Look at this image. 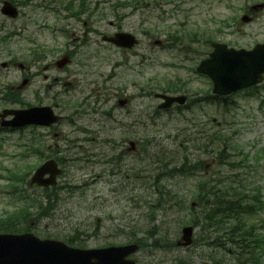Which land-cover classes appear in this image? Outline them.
<instances>
[{
    "label": "rangeland",
    "instance_id": "rangeland-1",
    "mask_svg": "<svg viewBox=\"0 0 264 264\" xmlns=\"http://www.w3.org/2000/svg\"><path fill=\"white\" fill-rule=\"evenodd\" d=\"M25 1V0H19ZM41 1V0H38ZM99 1L96 10L91 14L94 21L100 22L98 28L106 32V34H113L120 30L134 31L138 36L141 37V45L137 51L144 52V46L148 42L152 43L155 39H161L166 42V35L168 31L180 29L187 34L201 32L205 26L200 28L202 24L207 23L206 31L214 33L219 26V22L227 20L228 16L239 17L242 12L238 11L245 5L251 4L253 0H95ZM133 1L131 5H125L126 2ZM38 3V2H37ZM124 3V4H122ZM93 6H96L93 3ZM21 14L18 19L13 21H7L5 27H10V30H15L16 33L13 35L11 42L8 45H2L0 47V86L14 87V84L21 83L22 75L26 72L18 66L6 68L2 67L1 63L4 61L13 60L17 64L26 61L29 58V49L33 48L31 41L40 43L49 47H56L57 50L54 54L50 53L49 57L54 58L64 50L66 45L67 36H53L50 31L46 29H39V18L44 13V9L41 7L34 8L33 6L27 9L25 6H21ZM63 12V11H62ZM26 13L34 19H30L26 16ZM64 14V13H62ZM50 20H54V16L50 15ZM2 21V18H0ZM141 23H144L143 25ZM181 24H185L182 27ZM1 25V22H0ZM15 26V29L11 27ZM258 24L252 23L245 26L246 34H231L225 35L224 41L230 40L237 47L250 48L255 43L264 41V33L252 34L250 32L257 30ZM72 32V31H70ZM153 36V37H152ZM101 37V36H100ZM152 37V38H151ZM215 39H220L216 37ZM101 40V38L99 39ZM186 45V46H185ZM188 44H182L181 47L187 48ZM200 47L199 45H193ZM99 52V56L95 59L98 61L96 64H92L89 70L86 68L81 71L76 63H72L67 70L60 72L56 69L47 70L48 78L45 79V75L42 77V87L51 82L52 77H60L67 79V82L75 80L77 86L75 88L70 87L67 92L68 96H60L53 99L52 95L54 91H59L61 85L55 87L51 91L50 96L42 95L44 102L51 104L54 101L66 104L69 100L82 99L81 89H86V92L94 87L93 82L104 81L105 75L111 71V67L117 60H120L123 64L127 62L123 59L125 55H120V51L115 47H105ZM205 48V47H204ZM60 49V52L59 50ZM63 49V50H61ZM64 52V51H63ZM62 53V52H61ZM157 62L149 60L143 62L142 65L137 67L141 70V74L137 75L135 70L127 69L126 65L117 67L116 71L120 72L121 78L112 81L119 87H128L127 92H136L132 84L144 87L151 80L158 83H166L168 80H176L178 77L190 81L194 91L209 88V81L205 78L198 77L192 70L191 67L194 62L181 64V57L178 55L177 50H167L158 48L156 50ZM154 53V54H156ZM58 54V55H57ZM86 58V56H83ZM80 55L76 59H80ZM201 58V55L196 57L197 63ZM74 60V62L76 61ZM131 62L139 63V59L128 57ZM186 65V66H182ZM74 67L77 69V73L74 71ZM38 69L45 72L43 66L33 67V70ZM114 69V68H113ZM190 69V70H189ZM83 72V73H82ZM82 73V74H81ZM69 86V84H67ZM34 87V85H32ZM38 86L31 90V93L37 89ZM59 89V90H56ZM122 88L115 90L114 92L121 91ZM197 93V94H196ZM191 93L193 98L200 97L199 92ZM111 94V93H110ZM23 96H21L22 98ZM72 97V99H70ZM264 90L259 94L255 93L251 96H246L245 92L234 95V99L238 101L239 106L234 109L227 117V123L225 128L227 132L234 138L238 144V150L244 153H254L257 149L264 148ZM23 99V98H22ZM29 103H35L32 96H28ZM261 101H263L261 103ZM76 103V101H74ZM160 101L155 97H145L135 101L136 106L132 109L133 114L136 115L141 109H148L149 111L156 107ZM133 106V105H132ZM69 106L64 105V114L71 113ZM201 110V111H198ZM89 113V110H88ZM90 115H85L83 121H79L78 125L89 129V132L76 130L71 124L63 122L59 126V131L62 132V141L57 140V143L61 145V149H68V159H74L68 162V169L66 175L59 178V182L62 183L67 180L70 185H80L85 182L88 184L85 189L84 196L76 193L75 196L69 197L65 200L61 210L63 213L61 226H68L70 224H83L92 223L93 220H89L91 215H98L104 219L103 227L99 229V235L93 238H89L90 245H98L106 241L120 239L124 235H128L134 228L132 225L137 227H150L153 224H148L147 213L148 210L145 207L138 208L134 206V200L137 199L138 205H143V202L138 199H143L144 196L151 194V188H145L147 185L143 181L144 175H150L145 171L144 174L142 169L148 164L145 160L142 161L143 151L140 149L135 155L133 152L128 150L129 143L123 142V136L126 133L122 129H110L107 128L105 131L99 130L96 123L90 120ZM220 114L216 111L214 106L203 107L199 109L194 107L192 109L187 108L184 111V115L166 114L165 112L159 116L154 117L153 121L146 119L144 124L145 131L140 132L137 138L134 134L131 135L132 140H149L151 145L162 147L169 151L172 156L178 157L179 160H183L188 156L190 159L203 158L207 161H213L212 154L201 153L198 149L185 144L179 145L182 137L181 132H185L188 135H193L194 132H199L198 127L204 126L206 123H210L211 127L214 128V123L210 122L212 119L220 120ZM83 119V118H82ZM81 119V120H82ZM194 124H198L195 127ZM86 125V126H85ZM112 126V124H111ZM109 126V127H111ZM191 129V130H190ZM187 131V132H186ZM201 134V133H200ZM21 133H11L7 136L5 142L0 141V157L10 159L9 156L15 157L14 148L20 142ZM187 135V136H188ZM202 135V134H201ZM95 138V140H87L88 138ZM108 137L113 140L117 148L115 153L117 157L121 151L122 157L118 162H107V159L114 153L111 146L102 141V138ZM73 142L71 147L67 140ZM175 139L176 142H175ZM174 142V143H173ZM187 147V149L185 148ZM156 147V148H157ZM180 148V150L176 149ZM71 148V149H70ZM97 154V157L93 159H87L89 154ZM130 153V155H127ZM251 153V154H252ZM109 155V157H107ZM236 158H243L242 154H235ZM83 158V159H75ZM35 162H39L37 158ZM141 161L139 162V160ZM1 160V159H0ZM138 160V163L136 161ZM138 169V182L137 188L134 189L135 183L132 177L135 168ZM154 166H149V169ZM112 169H118L116 176L113 175ZM143 174V175H142ZM100 175H102L100 177ZM201 178L202 175H199ZM0 184H3L0 180ZM195 184L194 180L182 183L181 188L192 189ZM251 189L256 187L260 189L264 195V163L257 165V171L251 179L249 184ZM78 192L82 189L78 188ZM135 198V199H134ZM8 204L7 198H0V213L4 209V205ZM144 206V205H143ZM157 220L156 224L160 226L161 232L164 237H155L148 239V244L156 243H169L175 238L178 239L181 235V225L179 223L178 215L175 214L174 210H167L164 212H156ZM112 216L111 218L108 216ZM102 219V220H103ZM89 220V222H88ZM258 223H264V213L256 218ZM160 223V224H159ZM115 224V225H114ZM88 225H82L87 228ZM120 227L123 235L113 236L112 233L106 232L107 229L112 227ZM91 229V228H90ZM108 233V234H107ZM140 236L143 237L142 234ZM199 254V255H198ZM207 250L201 247L193 246L189 249L177 248L172 249H158L155 247H148L143 249L138 254L143 260L149 262L148 264H176L175 259L179 256L187 257L191 264H213L210 260L206 259Z\"/></svg>",
    "mask_w": 264,
    "mask_h": 264
},
{
    "label": "water",
    "instance_id": "water-1",
    "mask_svg": "<svg viewBox=\"0 0 264 264\" xmlns=\"http://www.w3.org/2000/svg\"><path fill=\"white\" fill-rule=\"evenodd\" d=\"M4 11L12 16H17L18 11L11 4L6 6ZM118 44L123 45V41H117ZM236 62L230 66H219L216 65L215 59L204 62L199 70L210 74V76L215 80V91L227 93L240 87H246L256 84L260 80L259 74L256 75L257 66L262 68L260 72L264 71V46H257L253 51H234ZM259 72V73H260ZM33 118L39 117L41 112L36 109L29 111ZM28 112L18 111L16 112V119L13 121L15 124L23 123L25 120V114ZM44 118V117H43ZM47 172L52 173L51 177L45 180L46 184L55 183V178L60 172L56 164L53 161L44 164L38 173L34 177V181L43 183L41 180L43 175ZM185 235L184 239L186 242H191L192 227H187L184 229ZM31 237L30 249L25 254V258L28 264H92L91 260L94 257L90 255L88 251H78L74 249H69L61 243L50 242V241H40L33 234L28 235ZM23 237H16L11 235H0V245H11V244H22ZM59 245L61 248H57ZM58 249H63L60 253L55 254ZM7 250L0 251V257L4 256ZM105 252V251H104ZM95 256L100 260L94 261L93 264H107L105 262L106 256L95 254Z\"/></svg>",
    "mask_w": 264,
    "mask_h": 264
},
{
    "label": "trees",
    "instance_id": "trees-1",
    "mask_svg": "<svg viewBox=\"0 0 264 264\" xmlns=\"http://www.w3.org/2000/svg\"><path fill=\"white\" fill-rule=\"evenodd\" d=\"M215 135H213L214 137ZM219 140L222 141L223 148L219 149V160L221 164H232L229 159V150L232 149L231 143L228 139V136L224 134H219ZM214 143V141H213ZM264 156V149L260 151ZM255 162H259L260 157L257 155L253 159ZM190 162L186 159L180 165H174L170 168H165L162 174H167L168 178L166 180H170L169 178H173L176 176L184 175L186 172H190L191 165ZM199 167H205L204 162H199L197 164ZM234 165V164H233ZM226 179V180H225ZM215 183L209 184L208 186L201 185L199 187L200 191L196 198L201 201H206L207 203H211V210L207 212L206 220L210 221L212 224V228L208 229V231H216L221 233L222 235L230 238L232 241H239L243 243L247 247H251L250 249H245L239 255H237V259L241 264H245L246 262H254L259 261V258L256 256L257 251L256 247L258 245L262 246L261 242L256 241L252 238V234L248 233L247 228L244 221V213H248V211H244V213L238 212L239 207L251 206L250 204L245 202L244 193L236 191V195L239 197H235L232 195L231 191L234 190L233 183L228 181L226 177L222 176L218 173V177L215 179ZM157 182H161L157 180ZM226 182V183H224ZM170 186V187H169ZM204 186V187H203ZM164 190L161 192L160 197L161 200L155 199L153 202L155 204H161L164 199V203H169L170 201H174L175 204H185L186 196L179 195L177 191H175V187L171 186V183L165 184L163 186ZM230 188V191H229ZM57 196V192H53L49 196V203H54V197ZM252 213V211H251ZM196 223V222H195ZM218 233L213 235L218 236ZM211 236V234H209ZM251 237V238H250ZM258 264V263H255Z\"/></svg>",
    "mask_w": 264,
    "mask_h": 264
},
{
    "label": "flooded vegetation",
    "instance_id": "flooded-vegetation-1",
    "mask_svg": "<svg viewBox=\"0 0 264 264\" xmlns=\"http://www.w3.org/2000/svg\"><path fill=\"white\" fill-rule=\"evenodd\" d=\"M252 9V17L253 18V22H257L258 24V31H260V33H264V3L262 6H258L256 8L251 7ZM255 9V10H254ZM6 23H3V25H5ZM54 62H50L47 65V68H54L52 66ZM76 65H81V63L79 61H76ZM80 69H82V67L80 66ZM37 77H33L31 78L29 75H27L26 80H28V85L32 84V81L36 80ZM107 87L103 86V87H99L98 89H94L91 90L93 92V94L95 95H99L97 96V100L95 102V106H94V110L96 114H99L96 118H94V121L97 122L99 125L102 126V128H105V125H107L110 122V116L109 113L107 112L108 109V100L101 99V95L103 93L104 90H106ZM30 95H33L35 98V103H27L25 106L26 107H30L33 105H42L41 101V97L40 94L36 93V92H32L29 93ZM53 98H55V96H53ZM15 99H18V96H15ZM46 104V103H45ZM51 105H53L54 107H59V103L57 101H54L51 103ZM2 111L4 110V108L1 109ZM77 113V117L80 119L82 112L80 111H76ZM32 127V126H31ZM40 128V127H37ZM50 219H48V222L45 223L43 225L44 222L40 223L38 222H32L31 226L33 228V231L37 230V231H42L43 233L47 234L48 236L46 238H55L53 236V233H58L60 231V226L58 224V220L57 218L59 217V215L55 212V214L50 213ZM45 227V228H44ZM36 232V231H35ZM79 237V236H78ZM106 246L112 245V243H106ZM118 245L124 244V242H119L116 243ZM95 247V246H92Z\"/></svg>",
    "mask_w": 264,
    "mask_h": 264
}]
</instances>
